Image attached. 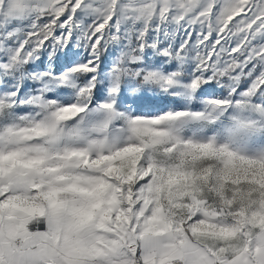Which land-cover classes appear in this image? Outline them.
<instances>
[{
  "label": "snow or ice",
  "instance_id": "6c2138e0",
  "mask_svg": "<svg viewBox=\"0 0 264 264\" xmlns=\"http://www.w3.org/2000/svg\"><path fill=\"white\" fill-rule=\"evenodd\" d=\"M0 264H264V0H0Z\"/></svg>",
  "mask_w": 264,
  "mask_h": 264
}]
</instances>
